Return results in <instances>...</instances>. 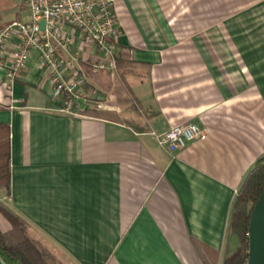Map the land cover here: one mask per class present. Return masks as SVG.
<instances>
[{"label": "crops", "instance_id": "1", "mask_svg": "<svg viewBox=\"0 0 264 264\" xmlns=\"http://www.w3.org/2000/svg\"><path fill=\"white\" fill-rule=\"evenodd\" d=\"M7 1L0 31L28 17L23 0L15 14ZM167 7L115 0L125 83L81 63L86 110L105 115L56 112L34 52L13 83L0 66L11 168L0 201L67 264H222L236 248L230 210L264 157V1L189 38ZM187 123L206 140L174 153L158 145Z\"/></svg>", "mask_w": 264, "mask_h": 264}, {"label": "built area", "instance_id": "2", "mask_svg": "<svg viewBox=\"0 0 264 264\" xmlns=\"http://www.w3.org/2000/svg\"><path fill=\"white\" fill-rule=\"evenodd\" d=\"M27 20L16 19L0 31V66L13 83L26 70L31 53L49 84L58 113L81 115L88 99L81 63L94 73H115V47L119 38L115 0H23ZM44 23L41 30L40 24ZM103 109H108L104 105ZM207 134L197 124L174 125L155 136L169 153L183 150Z\"/></svg>", "mask_w": 264, "mask_h": 264}, {"label": "trees", "instance_id": "3", "mask_svg": "<svg viewBox=\"0 0 264 264\" xmlns=\"http://www.w3.org/2000/svg\"><path fill=\"white\" fill-rule=\"evenodd\" d=\"M127 62L116 61L122 84L125 83ZM89 72V70L87 71ZM125 98L130 100V91L124 85ZM127 102V101H126ZM103 115V111L84 110L81 114ZM105 115V114H104ZM116 119V117H113ZM10 132L7 125L0 122V191L5 197L10 196ZM264 189V157L259 159L244 178L230 210L228 233L236 238L237 245L227 254L222 264H246L248 252V224L251 212ZM0 217L7 222L9 230H0V257L5 264H50L38 245L28 236L29 226L17 214L0 201Z\"/></svg>", "mask_w": 264, "mask_h": 264}, {"label": "rangeland", "instance_id": "4", "mask_svg": "<svg viewBox=\"0 0 264 264\" xmlns=\"http://www.w3.org/2000/svg\"><path fill=\"white\" fill-rule=\"evenodd\" d=\"M264 0H160L168 7L169 18L174 22L175 28L183 37L197 36L198 30L217 24L224 18L239 14L250 5ZM8 6L15 14L20 11L22 0H8ZM27 14L22 13L21 19L27 20ZM203 33V32H202ZM200 33V34H202ZM2 191H0V198ZM27 236L33 240L45 254L50 264H67L60 254L47 242L35 235L30 229Z\"/></svg>", "mask_w": 264, "mask_h": 264}, {"label": "water", "instance_id": "5", "mask_svg": "<svg viewBox=\"0 0 264 264\" xmlns=\"http://www.w3.org/2000/svg\"><path fill=\"white\" fill-rule=\"evenodd\" d=\"M43 26L42 22L41 30ZM0 264H5L1 257ZM246 264H264V189L256 201L249 219Z\"/></svg>", "mask_w": 264, "mask_h": 264}]
</instances>
